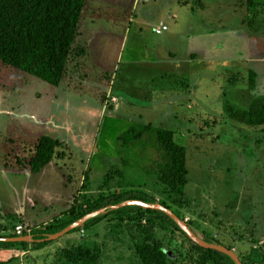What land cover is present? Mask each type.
I'll return each instance as SVG.
<instances>
[{"label":"rangeland","instance_id":"obj_1","mask_svg":"<svg viewBox=\"0 0 264 264\" xmlns=\"http://www.w3.org/2000/svg\"><path fill=\"white\" fill-rule=\"evenodd\" d=\"M171 1L86 0L66 74L57 87L0 61V162L28 167L42 134L62 142L47 174H0V236L18 235L19 226L21 234L42 229V222L50 223L65 211H83L101 195L131 189L170 206L198 237L230 247L241 262L264 264V127L252 126L247 115L251 96L264 88V0H210L205 11L202 0H178L186 15L196 12V19L188 18L193 25L201 18L219 28L212 33L200 24L196 31L221 47L213 48L209 59L183 65L188 80L170 77L153 85L144 77L147 67L114 63L119 37L114 35L105 49L103 34L107 27L116 35L129 27L130 36L140 37L145 49L140 39L130 41L125 56H158L164 49L153 24L164 20L166 36L186 26ZM162 8L177 18L159 15ZM105 50L109 61L102 57ZM250 67L259 74L253 92ZM145 125L152 127L140 140L126 146L119 140L131 126L140 130ZM162 128L173 130L177 143L186 148L188 181L181 200L169 195L157 178L163 154L155 136ZM38 184H44L39 193H49L36 195L38 207L27 210L24 218L28 224L5 217L12 212L11 197L20 198L24 186L32 193ZM46 197L57 202L47 205ZM148 218L154 215L147 214L142 224ZM130 223L139 235L137 222ZM129 228L122 216L109 215L90 229L49 240L40 248L29 242L27 247L1 249L12 253L3 254L0 264H80L66 251L95 243L101 247L96 264H142ZM163 236L177 251L172 264H198L201 256L190 239L178 231Z\"/></svg>","mask_w":264,"mask_h":264},{"label":"trees","instance_id":"obj_2","mask_svg":"<svg viewBox=\"0 0 264 264\" xmlns=\"http://www.w3.org/2000/svg\"><path fill=\"white\" fill-rule=\"evenodd\" d=\"M86 6V0H0V61L5 66L26 72L51 85L58 86L63 80L67 63L75 43L80 21ZM84 53V50L81 51ZM249 84L252 90L256 86V73L249 71ZM248 122L252 126L264 125V95L253 96L247 110ZM145 125L138 130L131 126L120 137L123 145L132 144L140 140L144 133L151 130ZM174 131L159 129L155 142L162 151V158L157 162V178L177 200L184 197L187 184V155L185 146L177 143ZM61 142L50 135H42L35 144V153L29 161L33 173L41 171L54 157ZM127 200H140L146 203H156L157 199L143 191L123 189L110 194L101 195L83 211L71 209L55 216L42 229L32 230L21 235L9 237L30 236L36 248L43 247L49 235L59 233L68 225L84 215L98 209L116 205ZM171 209L179 218L184 219L176 210ZM147 214L154 215L142 224ZM109 215L122 216L128 222L129 234L135 245V252L142 264H172L173 255L177 251L170 249L169 241L164 236L168 233L180 232L188 236L179 228L177 223L166 213L159 210L145 209L138 205L108 210L93 217L83 225L69 233L96 226ZM137 222L139 235L133 231ZM188 223V222H187ZM189 224V223H188ZM1 228V226H0ZM2 237V236H0ZM8 237V236H3ZM189 239V238H188ZM207 243L220 244L212 237H204ZM29 242L0 241V250L12 247H27ZM168 245V246H167ZM228 249L230 247L226 246ZM191 248L200 253L198 264H235L227 254L215 249L203 248L191 242ZM67 255L76 259L80 264H96L100 260L101 247L95 243L92 247L85 244L68 249ZM242 264H246L242 261Z\"/></svg>","mask_w":264,"mask_h":264},{"label":"crops","instance_id":"obj_3","mask_svg":"<svg viewBox=\"0 0 264 264\" xmlns=\"http://www.w3.org/2000/svg\"><path fill=\"white\" fill-rule=\"evenodd\" d=\"M162 1L166 2V1H171V0H162ZM202 1L205 3H203L201 10L202 11L209 10V5L211 3L210 0H202ZM171 2L177 4V13H181L180 17L184 16V19L186 21V24H185L186 26H185V29H183V28L180 29V31H178L174 35H167L166 36V35H164V32L169 31V27H167L166 30L162 31L161 34L155 33V28H159L165 24L164 20L160 19L158 21V23L153 24L154 34H155V36H157V38L159 39V44H162L163 49H164L163 52L158 56L152 54L151 52H148L147 54H145V52H144V54L140 53L138 57H133V59L127 58L125 56V53L127 51L128 43L130 41L138 42V40L140 39V42L142 41L143 48L145 45L143 40L140 37L139 38H133L130 36V34L128 33V31L130 29L129 27L126 29H123V32L119 33V35H116L117 31H116V33H114L113 30L110 29V27H107L105 33L103 34L104 42H106L105 49L108 47V43L112 40L114 35L119 37L120 48L118 50V54L114 60V63H116V65H118L119 63L120 64L121 63L122 64H127V63L138 64V65H141L142 69L147 67L148 72L146 75H144V77L146 78L147 81L153 82V85L155 82L162 83L164 81H167V79L170 77L175 78L177 81L181 80V79L182 80H188L189 78L186 75L188 73L183 70V68H182L183 65H185L186 63L198 61V60H200V58L202 60L206 59V58L209 59L210 54L212 52V49L213 48L215 49L216 46L221 47L220 43L214 44L213 40L211 41L212 43L210 44L208 41L209 36H208V38L206 36H204V34H203L204 32H200L198 30L196 31V28L200 24L203 27L208 28V30H210L212 33L216 32L217 29L219 30V28H216L212 23L205 21L201 18H199L200 24L198 26H196V24L193 25L194 22L188 21V18H190V17L194 18L195 17V19H196L197 18L196 12L192 13V11H191L190 14L187 13V15H186V13H184V10H183L185 8L184 5L179 4L178 0H175V1L173 0ZM155 8L160 9L159 6L158 7L156 6ZM160 12H161V10L158 11L157 13L159 15L167 14L168 18H171V19L177 18L175 15H173V13L168 12L164 8H162V13H160ZM157 13H155V14L157 15ZM142 16L143 17H141V19L143 18L144 20H147V21L149 20L148 17H145L144 15H142ZM132 18H134V17H132ZM131 19L129 20V22H131ZM196 21H198V20H196ZM198 23H199V21H198ZM225 29H227V27ZM239 30H242V29L239 28ZM83 37L85 38V36H83ZM140 42H139V44H141ZM138 47L140 48L139 45H138ZM87 49H88V47L85 46V50H87ZM107 55H108V53L105 50L102 57L105 58L107 61H109ZM242 70L245 71L247 69L245 68ZM251 70H253L256 73V78H257V74H258L257 72L258 71L255 68L253 69L252 67H250V68H248V80H249V71H251ZM258 78H259V74H258ZM248 86H249L250 91L253 92L257 87V80H256V86H255L254 90H252L250 88L249 82H248ZM53 87H57V86L53 85ZM255 92H256V95H252L251 98L253 96L264 95V88L259 87V89L255 90ZM250 101H251V99H250ZM254 127H258V126H254ZM260 127H264V125H262ZM44 135H47V134H44ZM37 140L38 139H36V141ZM32 153H35V146H33ZM53 158H52L51 162L45 168H43L41 171L36 172V173L31 172L29 166L26 167V166L18 165L16 163H15L16 165L15 164L13 165L12 161L10 162V164H6L5 162H3V163L0 162V174L3 175V173L4 174L9 173L8 171L13 172L14 175L23 174L24 176H28V177H31L33 174L38 175L41 172H42V174H45V173L47 174V172H50L51 166L57 162V161L53 160ZM8 186H9V189L11 191L12 190L14 191V189H13L14 185L12 182L9 181ZM43 188H44V184H38L37 186L32 188L33 191L31 193L30 186H24L23 192H22L23 195L21 196L22 198L21 197L20 198L14 197V199H12V197H11V202L13 203V205H12V209H10V210L12 212H8L7 215H5V217H9L10 220H12V219L17 220L19 218L22 220L20 222L21 224L22 223L28 224L27 222L29 220L26 221V220H24V218H25L26 213H28L27 210L33 211L36 209V207H38L39 200H37V199H39V198H37L36 195L41 194L45 197V195L47 193H49L48 189H45L43 191V193H39V191L43 190ZM67 190L69 191V189H67ZM29 194H31V195L29 196ZM43 199L46 201L47 205L52 204L54 202H57L51 197H46ZM68 202H69V199L64 204L67 205ZM3 206L4 205H2V199L0 198V212L1 213L4 209ZM30 219L33 220L32 218H30ZM52 219H50L49 221H52ZM1 220H3L2 215H0V221ZM35 223L36 224H42V223L48 224L49 222L47 221V222H42V223H37V222H35ZM8 253L11 254L12 252H10L8 250H0V259L4 258L3 254L7 255ZM12 258H14V255L12 256Z\"/></svg>","mask_w":264,"mask_h":264},{"label":"water","instance_id":"obj_4","mask_svg":"<svg viewBox=\"0 0 264 264\" xmlns=\"http://www.w3.org/2000/svg\"><path fill=\"white\" fill-rule=\"evenodd\" d=\"M129 205H138V206H142L145 209L159 210V211L166 213L168 216H170L177 223L179 228L188 236V238L192 242L200 245L203 248L215 249V250H218L220 252H223V253L227 254L228 256H230L233 259V261L235 262V264H242L239 257L237 256V254L234 251L229 250L228 248H226L220 244L207 243L203 239L198 237L197 234L188 226V224L184 220L179 218L171 209H169V208H167L161 204H158L157 202L156 203H146V202H143L140 200H127V201H124V202L116 204V205H111V206H107V207L98 209L96 211L88 213V214L84 215L83 217L79 218L78 220H76L75 222L68 225L65 229H63L59 233L49 235L48 238L42 239V240H37V241L41 242V241L54 240V239L60 238L64 235H66L71 230L83 225L86 221H88L89 219H91L93 217H96L100 214H103V213L107 212L108 210L119 209V208H123V207L129 206ZM0 241L33 242L34 240L30 236H19V237H0Z\"/></svg>","mask_w":264,"mask_h":264},{"label":"built area","instance_id":"obj_5","mask_svg":"<svg viewBox=\"0 0 264 264\" xmlns=\"http://www.w3.org/2000/svg\"><path fill=\"white\" fill-rule=\"evenodd\" d=\"M167 29V26L166 25H162L161 27H159V28H155V33L156 34H161V32L162 31H164V30H166ZM22 227V226H21ZM21 227L19 226L18 227V235H21V231H20V229H21ZM23 234V233H22Z\"/></svg>","mask_w":264,"mask_h":264}]
</instances>
